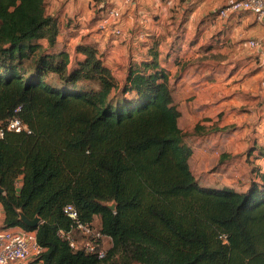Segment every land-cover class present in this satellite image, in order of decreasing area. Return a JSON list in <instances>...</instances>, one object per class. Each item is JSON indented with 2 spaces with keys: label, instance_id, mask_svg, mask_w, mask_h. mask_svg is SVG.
Returning a JSON list of instances; mask_svg holds the SVG:
<instances>
[{
  "label": "trees",
  "instance_id": "16d2710c",
  "mask_svg": "<svg viewBox=\"0 0 264 264\" xmlns=\"http://www.w3.org/2000/svg\"><path fill=\"white\" fill-rule=\"evenodd\" d=\"M46 4L0 0L1 227L36 230V264H264V176L243 191L200 185L158 52L121 78L93 45L73 61ZM68 203L83 222L99 217L105 257L57 234Z\"/></svg>",
  "mask_w": 264,
  "mask_h": 264
},
{
  "label": "crops",
  "instance_id": "0c3cea01",
  "mask_svg": "<svg viewBox=\"0 0 264 264\" xmlns=\"http://www.w3.org/2000/svg\"><path fill=\"white\" fill-rule=\"evenodd\" d=\"M230 1L134 0L125 5L123 0H47V3L48 12L59 20L56 45L68 51L70 59L82 57L74 51L76 45H93L103 54L104 63L113 75L121 78L124 73L121 75L112 66L118 50L123 55L131 49L132 62L139 63L150 59L149 49L154 48L168 73L180 111L178 125L187 133L185 141L192 148L189 167L195 179L202 186L243 191L252 180L264 176V16L258 18L247 10L230 12L223 18L218 16V9ZM109 8L122 13L121 35L98 28L99 19L94 18ZM176 29L182 37L170 54L165 51L161 57L165 44L162 36L171 40L168 32ZM142 33L144 36L140 37ZM250 39L257 41L255 47L248 45ZM217 49H225L229 55L218 57ZM208 52L210 56H203ZM186 61L191 64L187 62L184 67ZM128 63L122 65L123 72ZM234 66H238L237 71H232ZM196 125L201 131L194 134ZM226 126L233 128L220 130ZM187 137L195 139L188 143Z\"/></svg>",
  "mask_w": 264,
  "mask_h": 264
},
{
  "label": "built area",
  "instance_id": "2783aa9c",
  "mask_svg": "<svg viewBox=\"0 0 264 264\" xmlns=\"http://www.w3.org/2000/svg\"><path fill=\"white\" fill-rule=\"evenodd\" d=\"M134 0H123L129 5ZM240 10L251 11L256 16H264V0H232L222 5L217 13L225 17L230 12ZM121 12L117 8H109L98 21L100 30H108L114 35H121L120 28ZM144 34H140V37ZM250 47H255L257 41L250 39ZM7 129L20 131L26 129L18 119L7 122ZM2 131H0V134ZM63 213L71 220L68 229H59L57 234L63 237L68 245L74 250H81L92 254L97 258L105 257L109 248L110 236L102 233L94 222H83L78 217V212L73 204L68 203L63 207ZM3 214L0 213V264H24L38 257L44 248L38 243L35 229H24L19 226L2 228ZM40 264V263H37Z\"/></svg>",
  "mask_w": 264,
  "mask_h": 264
},
{
  "label": "rangeland",
  "instance_id": "374dc122",
  "mask_svg": "<svg viewBox=\"0 0 264 264\" xmlns=\"http://www.w3.org/2000/svg\"><path fill=\"white\" fill-rule=\"evenodd\" d=\"M46 8H47V11H48V3L46 4ZM108 10V9H107ZM107 10H105L103 13H105ZM121 12V11H120ZM121 17H122V13H121ZM102 18V16H99L98 18L96 17V18H94V19H101ZM182 19V18H181ZM98 20V21H99ZM182 23V21L179 23V24H181ZM111 33V32H110ZM112 34V33H111ZM171 34H172V37H171ZM114 35V34H113ZM168 35L170 36V38H168V39H171V40H167V37H164V36H162L163 38H164V41H165V44L163 43V50H162V56L161 57H163V55H164V53H165V51L166 52H168L169 54H170V52H171V50H172V47H176V44H177V42L179 41V38H181L182 37V34H180V32H179V30L178 29H176V30H174V32H168ZM154 39V38H153ZM151 40V39H150ZM167 42V43H166ZM171 42V43H170ZM169 43H170V46H169ZM180 45V44H179ZM58 47V46H57ZM181 48V45L179 46V48H178V50ZM206 50H208V48L206 49ZM130 51H131V49H127V51L126 52H124V54L123 55H121L120 53H121V51H117L119 54H117L116 55V57H114L113 58V60H112V63H113V67H115L116 68V70H120L121 71V75H123L122 73H124L123 71V69H124V67H122V65H124V64H126V62H132V55H131V53H130ZM202 52H205V49H202ZM119 55H121V56H119ZM175 55H177V54H175ZM211 55L213 56V55H215V54H213V52H211ZM216 55L218 56V57H227L229 54L227 53V51L225 50V49H217V51H216ZM119 56V57H118ZM203 56H210V54H209V52L207 53V54H205V55H203ZM192 57V55H190V58ZM176 58V57H175ZM115 59H117V61H115ZM177 59V58H176ZM75 60V57L73 58V61ZM190 61H192V59H190ZM190 61H186V62H184V64H183V66L184 67H186V66H188V64H187V62L188 63H190ZM191 64V63H190ZM219 66V65H218ZM190 67H192V65H190ZM237 68H238V66H234L233 68H232V71H237ZM217 70H219V68H216ZM120 75V76H121ZM121 77H123V76H121ZM217 122H219V120L218 121H216V122H214L213 124V126H216V123ZM212 125V124H211ZM211 125H209L208 127H211ZM195 134V133H194ZM192 138V139H191ZM193 139H195V138H193V137H187L186 138V140L188 141V143H192L191 141H193ZM187 143V142H186ZM93 222L95 223V224H97V222H99V217L98 216H94L93 217ZM108 242H109V245L111 246L112 245V240L110 239V240H108ZM109 246V247H110ZM120 258V255H115L114 256V258H113V262H112V260H111V262H106L105 264H120L121 262L120 261H118V259ZM24 264H36L34 261H31V260H29V261H27L26 263H24ZM122 264V263H121ZM130 264H139V263H137V262H132V263H130Z\"/></svg>",
  "mask_w": 264,
  "mask_h": 264
},
{
  "label": "water",
  "instance_id": "95a60500",
  "mask_svg": "<svg viewBox=\"0 0 264 264\" xmlns=\"http://www.w3.org/2000/svg\"><path fill=\"white\" fill-rule=\"evenodd\" d=\"M0 191H1V189H0ZM109 208H110V209H113V208H114V204L109 205ZM21 220H22L25 224H27V225H29V226H37L38 223L40 222V219H39L38 217H35L34 219L30 220V219H28V218H27L26 216H24V215H21Z\"/></svg>",
  "mask_w": 264,
  "mask_h": 264
}]
</instances>
